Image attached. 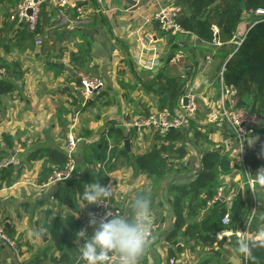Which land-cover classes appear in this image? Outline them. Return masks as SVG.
Wrapping results in <instances>:
<instances>
[{
	"label": "crops",
	"instance_id": "crops-1",
	"mask_svg": "<svg viewBox=\"0 0 264 264\" xmlns=\"http://www.w3.org/2000/svg\"><path fill=\"white\" fill-rule=\"evenodd\" d=\"M22 1L0 0V61L3 65H10L5 78L12 79L15 84L14 90L4 94L0 93V151L3 152L1 157L3 160L9 159L16 169H22L21 176L12 185H0V223L5 225L8 236L16 239L21 246V251L17 254L10 246L0 241V264H28L36 257L48 261L50 257H59L62 253L55 249L48 226L51 218L56 216L54 211L58 206L65 207L66 210L70 208L63 204L59 205L53 198V193L60 180L50 182L49 178L53 171L61 169H57L55 163L50 161L48 153L52 149L65 150L66 134L62 136L64 132L63 120L68 124L72 109L77 108L80 109L78 123L81 121V134L84 133L82 135L84 142L75 151L77 166L80 169L93 166L102 171V177H108V184L113 190L116 202L121 197L120 193L122 195H125V192L129 193V196L125 198V203L116 204L120 209L122 208V216L129 214V206L137 196L149 199L154 236L149 239L150 251L145 264H167L169 244L165 237L175 224L172 205L175 191L172 190L171 183L187 181L190 177L183 176V178H177L179 181L174 179L169 182L167 179L165 180L167 177L163 179L149 178L145 173L134 169L132 165L128 167L126 164L117 163L120 158H127L130 155L133 157L132 162L134 163L138 154L155 146L153 130L150 129L138 130L126 127L127 131H125L128 133L127 139L130 144V150L127 149L128 155L113 154L109 167L101 168V162L95 161L94 163L91 146L101 140L100 145L105 147L104 154L106 156V152L110 151V142L106 144L102 135L111 126L110 122L125 127V122L122 121L126 118L121 116L124 109L114 105L111 111L104 114L97 113L92 119H89L91 116L86 111L88 108L95 107L97 103L99 104L102 95L109 96L110 93L114 95L117 102L120 98V103L124 105V95L136 98V94H142L139 88L131 90L136 85H140L146 98L149 97V104L142 105L140 112L143 115L157 111V109L167 108L156 107L160 100L162 103L171 104L170 99L166 96L161 95L162 97H160L158 91L153 87L154 83L151 84L149 81L154 77L152 75L156 77L157 71L173 69L174 61L182 56L179 54L176 57L171 54L172 58L169 59L170 54L167 55L164 52L171 46V43H166L168 39L166 36L169 32L160 29L158 20L154 19L158 10L171 4L172 0H138L137 7H132L127 0H70L63 13L45 1L44 3L50 4V7L42 6L39 29L42 44L36 43V35L30 33L25 25L16 23L10 18ZM78 7L82 8V15L77 11ZM149 19L151 21L146 23ZM248 21L249 17L247 16L245 23L238 26L235 37L227 44L228 47H236V41L240 39L242 29L245 32L248 29ZM129 25L132 26L131 29H129ZM150 28L153 29L156 38L155 43H152L151 46L156 48L157 55L161 59V65L155 70L141 68L134 60L135 54L141 50L140 38L144 31ZM177 35L179 37L175 39L177 46L198 41L204 47V49L197 50L190 63L186 61L192 65V69L181 74L178 73L177 77L186 79L187 86L193 85L200 94L199 101H202L203 105L208 109L214 108L221 98V90L215 86V81L219 80V73L224 65L222 59L216 56L222 44L201 41L195 34L187 31L176 33ZM183 39L185 42H182ZM146 54L147 57H151L152 51H148ZM77 56H84L86 68L77 69L75 67L73 59ZM181 64L186 63L182 62ZM77 71L95 74L106 81V88L103 92L92 93L86 106H81L83 95L76 78ZM139 72L147 73L150 79L145 81L138 75ZM170 72L172 73V71ZM186 73H188L187 76ZM172 74L175 76L174 73ZM155 81L160 80L156 79ZM108 86L109 88H107ZM232 95L233 93L226 95V100L233 101ZM152 101L155 102V105ZM131 107L134 106L131 105ZM126 112L133 113L135 108H130ZM207 116L202 118L199 116L197 122L207 124ZM190 133L192 132H189L191 141L188 142L189 153L186 162L189 167L195 166L191 169L194 172V169H197L201 164L200 148L192 141L193 135ZM209 138L211 143L222 146L224 150H227V144L232 142L230 132L226 127H220L218 130L210 132ZM114 142L116 146V141L114 140ZM250 145L251 151L256 152L263 161L264 119ZM233 150L232 148L229 150L231 151L229 157L230 163H234V171L223 176L225 178L222 180L224 182L222 186L229 190V193L232 191L236 193L237 188L244 184L248 189V204L251 206L252 212L255 206L257 210L263 198L262 187L255 183L254 192H252V189L247 186L245 183L247 176L240 168ZM249 164L252 168V176L264 168L263 163L251 164L249 162ZM47 167H53L54 170L46 181L43 179V171ZM125 178L127 181L124 182ZM145 183L147 186L143 185ZM158 202L161 204L159 205ZM225 202L230 208L232 200ZM79 204V210L75 213V217L80 221L81 229H85L88 234H91L93 227L88 224L91 209L88 205L83 207L84 201L79 200ZM70 213L71 211L60 219L64 220ZM238 228L239 225H236L232 230L227 228L217 234L218 238L225 237L226 243L219 256V262L209 259L207 264H246V258L236 252V243L242 239L235 232L238 231ZM262 230L260 228L252 231V237L264 236ZM186 244V249L178 254L176 264H196V256H192L191 253L193 254V251L199 248L208 251V247L194 245L192 242ZM39 248L43 249L38 251ZM65 250L70 257L74 251L78 252L75 241ZM200 257L198 256L201 264L210 256L203 257L204 259ZM75 260L77 264H83L79 254ZM108 264H118L117 257L113 255Z\"/></svg>",
	"mask_w": 264,
	"mask_h": 264
},
{
	"label": "trees",
	"instance_id": "trees-1",
	"mask_svg": "<svg viewBox=\"0 0 264 264\" xmlns=\"http://www.w3.org/2000/svg\"><path fill=\"white\" fill-rule=\"evenodd\" d=\"M177 2L182 7L178 22L185 31L195 34L201 41H218L222 44L216 56L224 62L223 83L234 88L232 100L235 106L246 108L263 120L264 17L253 26L248 25L246 38L236 51L235 47H228L227 44L233 40L239 24L249 16L250 11L258 8L264 9V0H177ZM44 6L50 7V4L44 3ZM168 34L171 35V33ZM169 56V59L172 58L171 54ZM73 60L77 69L86 68L84 56H77ZM5 66L9 71L10 65ZM13 72L15 73L14 70ZM156 79L160 81H155ZM149 83H154L153 87L158 91L160 97L163 95L170 99L173 107V111L170 112L173 113L183 91L187 87V80L173 76L169 70H160L156 72V77L154 76ZM215 84L220 89V80L217 79ZM105 88L106 86L101 89V93ZM14 89L15 84L12 79L0 78L1 94ZM227 104L229 103L227 102ZM146 115H149V113ZM110 123L112 124H109L111 126L102 135V139L108 144V138L110 136L115 137L116 147H120L118 155L127 156L128 151L124 146V140L127 138L128 133L121 126L113 122ZM218 128L220 127L216 123L199 124L197 121H191L188 125L170 129L165 134L153 131L156 141L155 146L135 157L134 167L139 172L145 173L149 178L163 179L171 170H180L182 167H187L186 170L189 172V174L184 175L190 177V179L184 183L171 184L172 190L175 191L172 197L175 224L165 237L167 244H169L167 247V264H176V261H178L177 256L186 249L187 242L211 248L213 255L209 258L219 262V256L226 243L225 237L218 238L217 236L219 232L227 229L221 223L223 215L230 213V225H233V227L239 225V228L247 222L251 215V206L248 204V189L244 184L237 188L230 208H228L225 201L217 202L210 208L206 206L207 202L217 194L218 188L222 186L224 174L229 175L234 171V168L231 169L228 165L230 164V157L226 150L220 145L211 143L212 141L209 138L210 132L218 130ZM189 132H192L190 133L193 135L192 141L200 148L201 164L196 172H190V167L186 162L189 153L188 142L191 141ZM78 135L80 134L78 133ZM100 144L101 140L91 146L92 157L97 162H102L105 159V147H101ZM2 155L3 152L0 151V162L4 161L1 158ZM48 156L50 161L55 163L57 169H63L68 161L65 150L52 149L49 151ZM261 159L253 151L248 155V162H251V164H264V159L263 161ZM76 168L79 174L76 172L70 177L60 180L53 193V198L57 203L69 207L71 213L64 220H61L57 215L51 218L48 226L50 238L55 249L62 252L59 257H50L48 261L51 264L57 261L67 264L70 261V256L65 249L75 241V232L81 230L80 221L76 219L75 213L79 210V200L84 201L82 199L84 184L95 181L107 185L109 181L108 177H102V171L93 166L80 169L76 164ZM53 170V167L45 168L43 179L47 181ZM21 173L22 169H16L12 163H9L0 169V185H12L19 179ZM225 193H229V190L225 189ZM113 200L114 193L111 198V201ZM88 206L92 210L95 204ZM260 228L264 231L263 198L251 221L252 231ZM249 242L252 248L249 256L245 259V263L264 264V236H253ZM149 251L150 243H148L145 253L139 259V264H145ZM207 262L208 260L203 261L201 264H207ZM28 264H47V261L36 257Z\"/></svg>",
	"mask_w": 264,
	"mask_h": 264
},
{
	"label": "built area",
	"instance_id": "built-area-1",
	"mask_svg": "<svg viewBox=\"0 0 264 264\" xmlns=\"http://www.w3.org/2000/svg\"><path fill=\"white\" fill-rule=\"evenodd\" d=\"M45 1H48L54 8L58 9L63 13L64 9L69 4L70 0H23L15 12L12 13L10 18L16 23L26 26V29L36 35V43L42 44V38L39 36V29L41 26V14L42 6ZM138 2V0H137ZM76 5V3H75ZM77 11L82 15V8L78 7ZM182 12L181 5L174 0L171 4L161 7L158 12L154 15V19L158 20L159 27L165 32L172 34L185 32L183 27L178 22V17ZM248 25L253 26L260 19L264 17V9L258 8L250 11L249 13ZM151 20H147L146 23ZM129 25V29L132 26ZM141 28H144L141 26ZM146 29V28H145ZM248 30V29H247ZM138 34L139 31L137 30ZM246 33L241 35L240 39L236 41L235 51L242 45L244 39L246 38ZM155 33L153 29H148L144 31L142 37L140 38L141 50L135 54L134 60L137 64L144 69L155 70L161 65V59L157 55V50L152 43H155ZM216 44H220L218 41H214ZM152 51V56L147 57L146 52ZM223 69L220 72V90L221 98L218 104L210 111L207 116L208 123H216L219 127H226L231 135V141L227 144L228 156H230L229 151L231 148L236 154L240 168H242L243 173L247 176L245 183L254 192L255 180L251 176L252 168L248 162V154L251 152V145L248 141H251L253 136L258 133L259 126L262 119L257 115L251 113L248 109L243 107H236L233 101H227L226 95L234 92L233 86H227L223 83ZM8 70L0 61V78H5L7 76ZM76 78L79 81V87L81 88V93L83 95V100L81 106H84L90 95L94 92H99L106 86V81L104 78L92 75L91 73H86L84 71H77ZM199 96L200 94L196 91L193 85H188L184 94L180 97L176 109L173 113L168 110L154 111L149 113V115L139 117L133 122L126 123L127 128H137L150 129L159 134H165L170 129H177L187 125L191 121H197L199 118ZM183 97H186V102H184ZM227 102L229 104H227ZM80 109L73 110L72 121L69 124V129L66 134L65 139V151L68 156V161L65 167L61 170H55L51 174L49 181L55 182L58 180H63L74 173H76V160L75 151L78 145L83 142L84 138L78 135L77 125L79 120ZM11 160L6 159L0 162V169L7 166ZM79 174V172H77ZM262 187V193L264 198V186ZM235 196V192L225 193V188L223 186L219 187L217 194L213 199L207 202V208L212 207L215 203L220 201H231ZM256 206L251 212V215L247 222L236 234L242 239L250 241L252 239L251 221L255 213ZM107 212H112L117 215H121V209L113 201H111L107 206L95 204L94 208L89 214H95L96 218L99 220L104 217ZM90 218V215H89ZM221 223L228 228L231 224V214L226 213L221 218ZM154 236L153 228H151L150 238ZM0 241L4 244L10 246L17 254L19 253L18 242L8 236L6 227L3 223H0ZM113 255L110 256L112 258ZM53 264H63L61 262H55Z\"/></svg>",
	"mask_w": 264,
	"mask_h": 264
},
{
	"label": "clouds",
	"instance_id": "clouds-1",
	"mask_svg": "<svg viewBox=\"0 0 264 264\" xmlns=\"http://www.w3.org/2000/svg\"><path fill=\"white\" fill-rule=\"evenodd\" d=\"M252 177L257 185L264 186V168ZM112 196L110 184L95 181L85 183L83 207L90 204L107 206ZM88 224L93 227L91 234L85 229L75 232V246L83 264H108L112 254L117 257L118 264H138L148 246L152 228L150 201L144 196H137L131 202L127 216L107 212L98 220L95 214H90ZM251 248V243L246 239L236 243V252L242 257L247 258Z\"/></svg>",
	"mask_w": 264,
	"mask_h": 264
},
{
	"label": "rangeland",
	"instance_id": "rangeland-1",
	"mask_svg": "<svg viewBox=\"0 0 264 264\" xmlns=\"http://www.w3.org/2000/svg\"><path fill=\"white\" fill-rule=\"evenodd\" d=\"M174 0H172L171 1V3L173 2ZM244 21V22H243ZM240 24H243V23H245V20H243ZM239 24V25H240ZM244 26V25H243ZM245 31H244V29H242V35H243V33H244ZM176 34V33H175ZM175 34H173V37H172V34L170 35V34H168L166 37L168 38H166L167 39V41H166V43H168L169 42V44L171 43V46H169V49H165V51L164 52H166L167 53V55H169V54H174V56H178L179 54H181L182 56H180V57H178L177 58V60H175L174 61V68L173 69H171L170 71H172V73H174V75L175 76H178V73H182V72H185V71H189L190 69H192V65H190V64H188L186 61H188L189 63L191 62V59H192V57H194V55H195V53L197 52V50L199 49V48H203L204 49V47L201 45V44H199L198 43V41H193V42H191V43H183V45H178L177 46V42H175V39H177V38H179L178 37V35L176 36V37H174V35ZM188 35H190V34H188ZM175 43V44H172V43ZM182 42H185L184 41V39L182 40ZM165 45H167V44H165ZM206 45V44H205ZM45 46H47V45H45ZM180 48V49H179ZM61 56V55H60ZM165 56H166V54H165ZM175 57V58H176ZM182 57V58H181ZM174 58V57H173ZM182 62H185L186 64H181ZM184 68V69H181V68ZM187 74L188 73H186V76H187ZM92 75H95V74H92ZM138 75L140 76V77H142V78H144V80L145 81H147V80H149L150 79V77H148V75H147V73H144V72H139L138 73ZM152 76H155V75H152ZM189 76V75H188ZM152 79V78H151ZM119 83V82H118ZM160 83V82H159ZM163 83V82H162ZM160 85V84H159ZM107 88H109V86L107 87ZM135 88H139L141 91H142V94H136V98H131L132 96H123V102H124V105H122L121 103H120V98L118 99V102H117V99H115L114 98V95L112 94V93H110L111 95H109V96H101V102L98 104H96V105H98V106H96L95 105V107H91V109L90 108H88L87 109V111L86 112H88V114L91 116V118H89V119H92L93 117H95L96 115H97V113L98 114H104V113H107L108 111H111V108H112V106H120V107H123V109H124V112L121 114V116H123L124 118H126V120H123L122 122L124 123V124H126V123H129V122H133L134 120H136V119H138L139 117H143V116H146V115H143L142 114V112H140L141 110H142V105L143 104H149V97L148 98H146L145 97V92H143V90H142V88L140 87V85L139 86H137L136 85V87H134L133 89L131 88V90L133 91ZM127 93H129V92H127ZM153 102V104L155 105V102L154 101H152ZM130 104V105H129ZM204 103L202 102V101H199V116L202 118V117H205L206 115H208V114H210V111L212 110V108L213 107H211L210 109H208L205 105H203ZM131 105H133L134 107H131ZM167 105V106H166ZM161 106H164V107H167V108H164V109H157V111H162V110H168V111H173V107H172V105L171 104H169L168 105V103L167 102H165V103H162L161 102V100L160 101H158V104L156 105V107H158V108H160ZM169 106V107H168ZM130 108H135V112H131V113H127L126 111H128V109H130ZM134 113H137V114H139V115H135ZM85 115V114H84ZM72 116H73V109H72V113H71V115L69 116V118H68V124H66V121L65 120H63V128H64V132L62 133V136L64 135L65 136V134H67V129H69V124L71 123V119H72ZM199 117V118H200ZM84 123V122H83ZM80 124H81V121H80V123H78V125H77V131H78V133L80 134V135H83V134H81L82 132V130H81V128H80ZM83 125H87V124H83ZM188 125V124H187ZM125 126V125H124ZM122 128H124L126 131H127V129H126V126L125 127H123V126H121ZM225 127V126H224ZM63 130V129H62ZM109 142H110V151H107L106 152V156H105V159L101 162V168H104V169H106V168H108L109 167V164H110V161H111V159H112V155L113 154H117L118 153V151H119V149H120V147H116L115 146V142H114V138L113 137H109ZM137 151H138V149H137ZM105 155V154H104ZM133 161V157L130 155L129 157H127V158H120L118 161H117V163L118 164H126L128 167H131V165L133 166V168L135 169V167H134V163L132 162ZM94 163H95V161H94ZM229 165V167L232 169L234 166V163H230V164H228ZM97 166V165H96ZM192 167H195V166H190V172L192 171L191 169H193ZM187 167L186 168H184V167H182L180 170H176V169H173V170H171V172L166 176L167 178H165V180L167 179L169 182H172L174 179H176V181H179V180H177V178L179 179V178H183V176H186V175H184V174H186V173H188L189 174V172H187ZM197 169H198V167H197ZM197 169H194V172H196L197 171ZM185 170V171H184ZM134 171V170H133ZM105 172V171H104ZM135 173V172H134ZM225 176H227L228 174H224ZM104 177V176H103ZM126 177H128L127 176V174H126ZM225 177H222V180L224 179ZM115 180V179H114ZM118 181V180H117ZM124 182L125 181H127V178H125L124 180H123ZM119 182V181H118ZM185 181H181V182H178V183H184ZM173 183V182H172ZM171 183V184H172ZM222 183H224V182H222ZM144 186H147L146 185V183L145 184H143ZM143 185H141V186H143ZM140 187V186H139ZM126 194L125 195H122L121 193H120V199H118V201L116 202V200H115V198H114V200H113V202H114V204H117V205H119L121 202H123V203H125L126 202V200H125V198L127 197V196H129L128 194V192H125ZM159 203V205L161 204L160 202H158ZM78 205H80L79 204V202H78ZM124 209V208H123ZM121 210H122V208H121ZM69 211H71L70 209L69 210H66L65 209V207H62V206H58L57 207V209L54 211L55 213H56V215H58L59 217H61V218H63V216L64 215H66ZM123 211V210H122ZM155 226V225H154ZM228 228H229V230H232V228H233V225H230V226H228ZM14 239V238H13ZM16 240V239H15ZM17 241V240H16ZM18 242V241H17ZM19 243V242H18ZM19 246H18V249H19V251H21V246H20V244H18ZM47 245H49V243H47ZM45 247V246H44ZM40 249L42 250L43 248H39L38 249V251H40ZM206 252H208V253H206ZM78 254H79V251L78 252H76V251H74L73 253H72V257H70V261H68V263L67 264H77L76 263V257L78 256ZM191 255L192 256H196L195 257V263L196 264H198V261H199V264H200V259L198 258V256H201L200 258H203V257H209V256H211V255H213V252H211V249L208 247V251H205V250H203L202 248H199V249H197V250H194L193 251V254L191 253ZM204 259V258H203ZM209 259L210 258H207V260L209 261ZM47 264H51L49 261H47ZM213 264V263H212Z\"/></svg>",
	"mask_w": 264,
	"mask_h": 264
},
{
	"label": "water",
	"instance_id": "water-1",
	"mask_svg": "<svg viewBox=\"0 0 264 264\" xmlns=\"http://www.w3.org/2000/svg\"><path fill=\"white\" fill-rule=\"evenodd\" d=\"M127 2L132 6V7H137L138 3L137 0H127ZM184 94V91L182 93V95ZM184 102H186V97H183ZM124 146L130 150V144H129V140L126 138L125 142H124ZM114 255V254H113Z\"/></svg>",
	"mask_w": 264,
	"mask_h": 264
}]
</instances>
